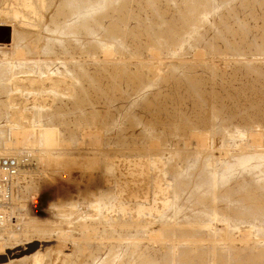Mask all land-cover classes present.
Wrapping results in <instances>:
<instances>
[{
	"label": "rangeland",
	"instance_id": "1",
	"mask_svg": "<svg viewBox=\"0 0 264 264\" xmlns=\"http://www.w3.org/2000/svg\"><path fill=\"white\" fill-rule=\"evenodd\" d=\"M26 146L52 176L18 197L64 207L0 264H264V0H0V154Z\"/></svg>",
	"mask_w": 264,
	"mask_h": 264
},
{
	"label": "built area",
	"instance_id": "2",
	"mask_svg": "<svg viewBox=\"0 0 264 264\" xmlns=\"http://www.w3.org/2000/svg\"><path fill=\"white\" fill-rule=\"evenodd\" d=\"M34 163L29 149H24L15 155H0V228L7 224L13 227L19 225L18 217L13 214L16 199L19 198L16 187L21 183L19 181L21 170L33 168ZM57 176L61 182L67 183L70 179V173L64 172ZM29 201L32 207L36 206V198H31Z\"/></svg>",
	"mask_w": 264,
	"mask_h": 264
},
{
	"label": "bare ground",
	"instance_id": "3",
	"mask_svg": "<svg viewBox=\"0 0 264 264\" xmlns=\"http://www.w3.org/2000/svg\"><path fill=\"white\" fill-rule=\"evenodd\" d=\"M14 41V40H13ZM26 131V130H25ZM25 136V135H24ZM25 138V137H24ZM36 138V137H35ZM21 139V138H20ZM37 139H38V137H37ZM22 140V139H21ZM27 140V139H26ZM34 140H36V139H34ZM28 141H29V139H28ZM24 149H29L31 152H32V155H33V160H34V164H35V166L33 167V168H28V169H24V170H21V176H20V178H21V180H24V179H26V178H31L33 181L37 178V179H39L40 177L42 178L41 179V181L43 180V179H45V180H48L49 178L47 177V175L49 174V176H50V178H51V176H52V173H51V171H45V170H43V169H40V170H38V168L36 167V165L38 166V164H40V159L39 158H37V156H36V152L34 151V149L33 148H31V147H28V146H26V147H23L19 152H11V153H5V154H0V155H15V154H18V153H20L21 151H23ZM68 162V161H67ZM95 163H97L96 161H95ZM105 170H107V171H110V166H108V165H105ZM53 178L55 179V181H57V182H59L62 186H65V187H69L70 186V179L68 180V182L66 183V182H61L59 179H58V176H57V173H56V176H54L53 175ZM70 178H71V174H70ZM46 186V185H45ZM37 188H41L42 189V187H39V186H36ZM46 188V187H45ZM57 191V189H54L53 190V192H52V195H51V198H49V197H47L46 199H44V204L42 205V207H41V210H40V212H39V214H40V216H34V215H32L31 214V211H30V208L28 207V204H27V198H26V196H22V197H20V198H17L16 199V202H15V209L13 210V214H15L17 217H18V219H19V221L23 218V214L25 213L28 217H30L31 219H34V220H42L43 219V217H45V215L47 214V213H51L52 212V210L54 211H58L59 209H60V207H61V205H60V202H64V197L65 196H63V195H58V193L57 192H59V191ZM54 194L56 195V199L54 200L53 199V201H52V196H54ZM63 206V205H62ZM64 207V206H63ZM63 209V208H62ZM61 211V210H60ZM59 213V212H58ZM34 223V222H33ZM36 223L38 224V222L36 221ZM36 223H34L35 225H36ZM33 224V225H34ZM8 225V224H7ZM29 226H32L31 224L29 225ZM42 227V226H41ZM33 229H34V226L32 227ZM37 227H35V229H36ZM39 228V227H38ZM31 229V228H30ZM33 229H31V230H33ZM38 230V229H37ZM33 231H35V230H33ZM45 231H48V230H44V232H43V234L45 233ZM51 231V230H50ZM32 232V231H31ZM30 231H29V233H31ZM52 232V231H51ZM34 233V232H33ZM46 234V233H45ZM51 234V233H50ZM19 245V244H18ZM2 251V250H1ZM37 252V251H36ZM39 252V251H38ZM4 253V252H3ZM34 254V253H33ZM40 254V253H39ZM30 255V254H29ZM28 255V256H29ZM35 255V254H34ZM37 255V254H36ZM31 256H32V254H31ZM29 258V257H28ZM31 258V257H30ZM21 260V259H20ZM19 260V261H20ZM24 260V259H23ZM10 261V260H9ZM18 261V262H19ZM23 262V261H22ZM21 262V263H22ZM11 263V262H10Z\"/></svg>",
	"mask_w": 264,
	"mask_h": 264
},
{
	"label": "crops",
	"instance_id": "4",
	"mask_svg": "<svg viewBox=\"0 0 264 264\" xmlns=\"http://www.w3.org/2000/svg\"><path fill=\"white\" fill-rule=\"evenodd\" d=\"M41 200L36 198V207L38 208V213L40 212Z\"/></svg>",
	"mask_w": 264,
	"mask_h": 264
}]
</instances>
